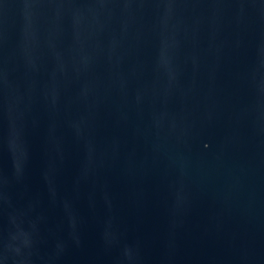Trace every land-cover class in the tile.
I'll list each match as a JSON object with an SVG mask.
<instances>
[{"label": "water", "instance_id": "water-1", "mask_svg": "<svg viewBox=\"0 0 264 264\" xmlns=\"http://www.w3.org/2000/svg\"><path fill=\"white\" fill-rule=\"evenodd\" d=\"M0 264H264V0H0Z\"/></svg>", "mask_w": 264, "mask_h": 264}]
</instances>
